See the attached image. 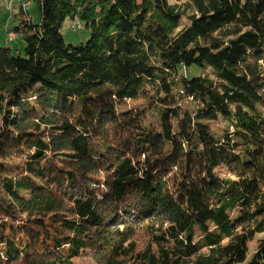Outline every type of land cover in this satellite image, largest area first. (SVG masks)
Wrapping results in <instances>:
<instances>
[{
	"label": "trees",
	"instance_id": "trees-1",
	"mask_svg": "<svg viewBox=\"0 0 264 264\" xmlns=\"http://www.w3.org/2000/svg\"><path fill=\"white\" fill-rule=\"evenodd\" d=\"M28 1L0 44V264H264V0Z\"/></svg>",
	"mask_w": 264,
	"mask_h": 264
},
{
	"label": "rangeland",
	"instance_id": "rangeland-1",
	"mask_svg": "<svg viewBox=\"0 0 264 264\" xmlns=\"http://www.w3.org/2000/svg\"><path fill=\"white\" fill-rule=\"evenodd\" d=\"M25 7H27L29 14L34 22L39 20V12L37 4L33 1L28 0H0V44L7 45L10 43L14 47L23 48V41L17 36L14 28L19 24V18H26L28 14H24ZM67 20L62 28V33L68 42L78 44L86 42L90 37V31L85 26L78 30H73V23ZM72 23V25H71ZM197 73V71H195ZM129 106H133L132 102ZM169 223L165 222V228L168 227ZM154 227L146 225L140 227L134 233L132 240L136 245L135 253L143 252L146 249L151 248L153 251L158 250L156 233ZM264 235H259L257 238L250 242V251L258 246L260 239ZM73 264H109V254L103 253L98 254L94 251L87 250L83 254L74 259Z\"/></svg>",
	"mask_w": 264,
	"mask_h": 264
},
{
	"label": "built area",
	"instance_id": "built-area-1",
	"mask_svg": "<svg viewBox=\"0 0 264 264\" xmlns=\"http://www.w3.org/2000/svg\"><path fill=\"white\" fill-rule=\"evenodd\" d=\"M79 24H80V22L78 20H75V22L73 23V30H78Z\"/></svg>",
	"mask_w": 264,
	"mask_h": 264
},
{
	"label": "bare ground",
	"instance_id": "bare-ground-1",
	"mask_svg": "<svg viewBox=\"0 0 264 264\" xmlns=\"http://www.w3.org/2000/svg\"><path fill=\"white\" fill-rule=\"evenodd\" d=\"M79 28H82V24L81 23L79 24Z\"/></svg>",
	"mask_w": 264,
	"mask_h": 264
}]
</instances>
